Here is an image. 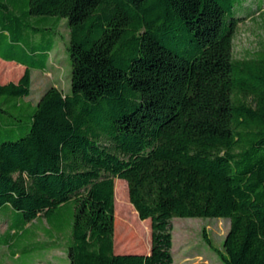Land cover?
<instances>
[{
    "label": "trees",
    "instance_id": "obj_1",
    "mask_svg": "<svg viewBox=\"0 0 264 264\" xmlns=\"http://www.w3.org/2000/svg\"><path fill=\"white\" fill-rule=\"evenodd\" d=\"M243 4L0 0V61L22 67L0 80V246L58 248L26 224L68 215L69 264H173V218H224L222 252L202 233L221 262L264 264V45L233 57ZM62 22L69 90L33 104ZM115 178L121 237L149 219L148 253L114 252Z\"/></svg>",
    "mask_w": 264,
    "mask_h": 264
},
{
    "label": "rangeland",
    "instance_id": "obj_2",
    "mask_svg": "<svg viewBox=\"0 0 264 264\" xmlns=\"http://www.w3.org/2000/svg\"><path fill=\"white\" fill-rule=\"evenodd\" d=\"M244 3V7H249V13H241L242 19L238 22L233 40L232 55L234 58H243L248 53L256 50L260 45H264V0H239ZM68 42V29L64 22L58 29L56 47L52 51L49 61V69L46 72L33 70L31 73V94L25 98L35 104L42 93L50 86H55L63 92L69 90L70 60L66 54V44ZM68 59V61H67ZM22 74V69L14 65H6L0 62V80L7 82L16 81ZM118 184V192L114 193L116 222H114V252H136L148 253L150 249V220L142 223L140 220L135 223L134 229L138 230L141 238L128 236L122 238V228L120 217L123 210H129L131 216L127 222L134 218L132 206L128 205L125 198L126 182L115 178L114 184ZM4 215V211L1 212ZM65 216L63 220L62 233L58 235L59 247L50 252H43L32 256L33 264H69L67 258V243L69 239L68 220ZM172 223V256L173 264H223L216 252L205 242L202 233L206 232L212 245L219 251H223V241L229 230V220L224 218H178L171 220ZM149 226V232L147 227ZM3 229V227H2ZM37 238L46 239L41 229H35ZM126 236L127 233L125 232ZM27 264L31 263V258L12 259L8 257L5 247H0V264Z\"/></svg>",
    "mask_w": 264,
    "mask_h": 264
},
{
    "label": "crops",
    "instance_id": "obj_3",
    "mask_svg": "<svg viewBox=\"0 0 264 264\" xmlns=\"http://www.w3.org/2000/svg\"><path fill=\"white\" fill-rule=\"evenodd\" d=\"M1 63H5V62H2L0 61ZM6 65H11L10 63H5ZM15 66V65H14ZM20 69H22V67L20 66H16ZM40 72V71H39ZM32 73V72H31ZM3 227V229H2ZM5 226L4 224H0V232H2L4 230ZM26 228L28 230H33L36 237H35V240L37 241H47L48 239H53V240H56L58 242V235L61 234V233H55V232H51V229H50V226L49 224L47 223L46 219L39 215L37 216L35 219H33L31 222H29L28 224H26ZM38 228V229H41L43 231V234L45 235L46 239H38L37 238V233L35 231V229ZM14 244V243H13ZM11 244L10 247H12L13 250H15L16 247H14V245ZM0 247H5L8 251V257L12 258V259H21V258H26V257H30L31 258V263L30 264H33V259H32V256L36 255V254H40V253H43V252H50V251H53L55 249H50V250H46V251H38V252H34V253H29V252H26L25 254L24 253H16L14 255L11 254L10 250H9V247L3 245V246H0ZM27 261H23L22 263L24 264H27L26 263Z\"/></svg>",
    "mask_w": 264,
    "mask_h": 264
}]
</instances>
